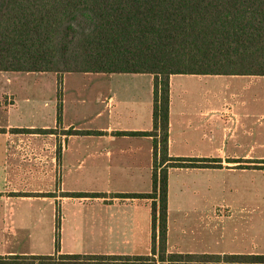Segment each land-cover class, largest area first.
Wrapping results in <instances>:
<instances>
[{"label":"crops","instance_id":"obj_1","mask_svg":"<svg viewBox=\"0 0 264 264\" xmlns=\"http://www.w3.org/2000/svg\"><path fill=\"white\" fill-rule=\"evenodd\" d=\"M33 73L43 74L0 72V256L54 255L57 234L63 254L151 255L152 200L132 195L152 193L154 138L124 133L153 130L154 75L124 74L135 76L133 86L57 90L49 98L17 88V74ZM67 74L77 73L57 80ZM168 152L221 165L169 169L168 252L264 255V232L255 228L224 252L184 249L169 228L172 209L189 207L207 209L214 230L226 225L232 205L245 223L264 222V200H247L259 188L264 197V76H171ZM174 171L209 181L203 199H187L182 187L194 192L204 183L174 191ZM172 191L182 198L177 205ZM225 191L243 199L218 201Z\"/></svg>","mask_w":264,"mask_h":264},{"label":"trees","instance_id":"obj_2","mask_svg":"<svg viewBox=\"0 0 264 264\" xmlns=\"http://www.w3.org/2000/svg\"><path fill=\"white\" fill-rule=\"evenodd\" d=\"M4 71L154 75L153 130L124 133L154 138V171L152 193L132 195L152 200L151 255L63 254L57 234L56 254L0 264H264V255L168 252L169 169L221 166L169 156L170 78L264 76V0H0Z\"/></svg>","mask_w":264,"mask_h":264},{"label":"rangeland","instance_id":"obj_3","mask_svg":"<svg viewBox=\"0 0 264 264\" xmlns=\"http://www.w3.org/2000/svg\"><path fill=\"white\" fill-rule=\"evenodd\" d=\"M134 75H124V74H67L65 79H61V84H59L58 76L54 73H33L31 76H27L26 74H17V88L20 90H30L34 91L37 89L45 90L48 94L49 98L56 96L57 90L72 93L83 90H95V89H113V88H123V87H131L133 86L130 81H133L135 78ZM139 79V78H137ZM183 79H189L187 77H182ZM58 82V83H57ZM6 83L4 84V86ZM142 87V85L140 86ZM144 87V86H143ZM68 110L72 111L73 107L68 102L67 104ZM51 107L48 108V112L51 111ZM182 177V180L180 179ZM184 178V179H183ZM172 186L174 191L182 187V184L187 183L189 185H198L201 186L200 183H204L202 188H198L197 191L191 192L186 191V188L182 187L184 191L183 194L187 195V199L189 200H200L203 199L201 194L203 190L207 189V184L209 181L201 180L199 177L182 174L178 171H174L172 173ZM212 180L211 182H213ZM215 182V181H214ZM216 184L222 183V180H216ZM172 191V203L173 205H177L179 200L182 198L178 197V192L175 193ZM199 191V192H198ZM262 189L259 188L257 192H252V196L247 199L252 203H256L259 200H264L262 195ZM216 193V192H215ZM212 193V194H215ZM236 194L239 197L238 199H243L242 193L229 194L228 191L225 193L218 194L216 193V197L218 201H230L236 203ZM231 204V203H229ZM225 208V204L221 202L220 209ZM216 210V209H215ZM231 218L227 217L225 219L226 225L217 228H214V224H207L208 218L211 216V213L204 208H176L172 209L171 212V221L169 217V228L171 225V240L179 241L181 243L180 246L184 249H191L192 251H204L209 250L211 252H224V251H236V238L239 237L243 239L251 233L253 230H257V235H262L264 232V222L259 223V221L253 225L250 223H245L244 216L239 214L236 209V205H232L230 208ZM255 214L248 215V221L253 218ZM255 217V216H254ZM243 219L240 223H236V220ZM208 225L212 228H209ZM238 230V231H237ZM174 246V243H172ZM169 247V242H168Z\"/></svg>","mask_w":264,"mask_h":264}]
</instances>
